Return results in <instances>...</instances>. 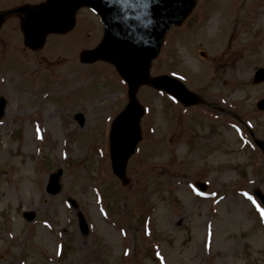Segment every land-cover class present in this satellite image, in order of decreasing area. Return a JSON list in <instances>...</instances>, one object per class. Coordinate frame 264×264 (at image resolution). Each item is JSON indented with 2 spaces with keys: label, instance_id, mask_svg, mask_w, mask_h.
Masks as SVG:
<instances>
[{
  "label": "rangeland",
  "instance_id": "1",
  "mask_svg": "<svg viewBox=\"0 0 264 264\" xmlns=\"http://www.w3.org/2000/svg\"><path fill=\"white\" fill-rule=\"evenodd\" d=\"M196 2L197 10L214 7L192 28L172 30L151 74L180 79L202 105L184 109L158 92L139 95L142 139L126 183L98 153L85 162L92 138L79 135H92L98 121L101 131L99 118L121 100L111 95L121 86L110 67L100 65L111 74L96 65L85 76L75 72L80 53L98 42V19L86 18L90 29L79 19L38 52L22 44L17 23L0 30V264H264V208L255 196L264 195V157L251 147L257 140L264 148V113L254 108L264 83L252 84L264 67V0ZM229 4L235 14L226 13ZM20 56L32 76L23 81ZM76 83L87 89H72ZM97 95H110L106 110L86 101ZM68 100L82 110L57 109L69 108ZM79 112L81 127L73 118ZM57 169L59 189L49 195Z\"/></svg>",
  "mask_w": 264,
  "mask_h": 264
},
{
  "label": "water",
  "instance_id": "2",
  "mask_svg": "<svg viewBox=\"0 0 264 264\" xmlns=\"http://www.w3.org/2000/svg\"><path fill=\"white\" fill-rule=\"evenodd\" d=\"M63 1L71 7L63 6ZM82 3L96 9L108 27L102 44L88 53L85 60H111L126 80L130 95L139 85L148 84L166 90L184 104L199 102L176 81L166 77L151 79L148 75L149 63L157 55L165 32L182 21L193 6V0H52L47 6L33 10V23L30 17L23 22L26 42L33 40V46H36L47 30L59 31L62 24L69 26L73 11ZM263 80L264 71L258 70L254 81ZM259 105L260 109L264 108V101ZM142 113V109L130 97L128 108L120 117L122 121L120 118L116 120L111 136V155L114 172L119 177H123L127 157L139 139L138 121ZM60 174L61 171L51 177L49 193L54 194L59 189L57 178ZM261 200L264 205V198Z\"/></svg>",
  "mask_w": 264,
  "mask_h": 264
},
{
  "label": "flooded vegetation",
  "instance_id": "3",
  "mask_svg": "<svg viewBox=\"0 0 264 264\" xmlns=\"http://www.w3.org/2000/svg\"><path fill=\"white\" fill-rule=\"evenodd\" d=\"M24 6V5H23ZM33 7V6H32ZM23 18V14H19V18L18 19H22Z\"/></svg>",
  "mask_w": 264,
  "mask_h": 264
},
{
  "label": "snow or ice",
  "instance_id": "4",
  "mask_svg": "<svg viewBox=\"0 0 264 264\" xmlns=\"http://www.w3.org/2000/svg\"><path fill=\"white\" fill-rule=\"evenodd\" d=\"M261 215L264 216V212H262Z\"/></svg>",
  "mask_w": 264,
  "mask_h": 264
}]
</instances>
